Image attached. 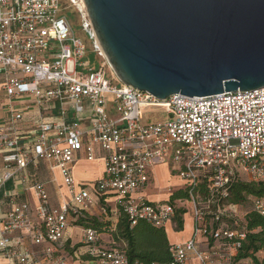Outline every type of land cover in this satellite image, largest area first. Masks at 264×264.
Segmentation results:
<instances>
[{
    "label": "built area",
    "instance_id": "2783aa9c",
    "mask_svg": "<svg viewBox=\"0 0 264 264\" xmlns=\"http://www.w3.org/2000/svg\"><path fill=\"white\" fill-rule=\"evenodd\" d=\"M63 5V0H0V92L11 101L31 99L8 104L0 129V189L18 172L26 180L25 169L45 162L60 172L67 196L54 205L47 182L34 181L33 209L28 200H18L16 190L9 191L10 208L0 205L1 255L19 264H70L67 230L81 210L91 213L99 204L104 215L106 207L115 218L122 209L133 223L144 219L166 227L178 208L187 210L178 203L191 200L192 236L170 246L169 262L154 264H188L192 256L201 264H233L246 233L229 224H238L239 204L220 202L229 197L239 171L264 183V86L158 99L107 72L106 63L90 64L87 42L74 32ZM155 109L167 117L146 115ZM25 111L35 118L22 133ZM82 158L103 160L104 173L92 187L74 177V164ZM159 163H169L185 187L199 185L206 175L207 195L191 189L188 199L152 201L145 190ZM250 198L252 209L264 216V198ZM17 232L40 248L24 245ZM101 234L84 228L82 242L90 256L102 264H142L129 260L124 245L113 240L106 245ZM212 239L233 248L226 260L209 246ZM202 242L208 247L201 249Z\"/></svg>",
    "mask_w": 264,
    "mask_h": 264
},
{
    "label": "water",
    "instance_id": "95a60500",
    "mask_svg": "<svg viewBox=\"0 0 264 264\" xmlns=\"http://www.w3.org/2000/svg\"><path fill=\"white\" fill-rule=\"evenodd\" d=\"M122 82L167 99L264 86V0H84Z\"/></svg>",
    "mask_w": 264,
    "mask_h": 264
},
{
    "label": "trees",
    "instance_id": "16d2710c",
    "mask_svg": "<svg viewBox=\"0 0 264 264\" xmlns=\"http://www.w3.org/2000/svg\"><path fill=\"white\" fill-rule=\"evenodd\" d=\"M208 178L203 175V181L194 187L177 188L172 191L168 201L173 203L177 199H188L191 197L189 190L194 193L207 195L206 183ZM230 195L226 198L229 204H242L250 196L264 198V183L253 181H244L236 179L232 183ZM108 214L104 217L94 215L86 210H81L73 221L74 225L84 228L97 229L100 233H108L111 239L125 247L126 255L131 262L139 261L142 264L166 263L172 259L170 252V240L168 239L166 227H156L146 220H137L133 223L132 218L122 209H118L117 218L114 217V211L106 207ZM186 209L178 208L174 217L176 229L184 228V214ZM246 226L245 238H240L241 245L236 249V255L233 258V264L238 261L251 260L253 264H264V216L254 209H250L245 215ZM69 241L66 250L69 253L78 250L83 243H78L73 247ZM263 253V256H260ZM83 257L94 258L87 252Z\"/></svg>",
    "mask_w": 264,
    "mask_h": 264
},
{
    "label": "crops",
    "instance_id": "0c3cea01",
    "mask_svg": "<svg viewBox=\"0 0 264 264\" xmlns=\"http://www.w3.org/2000/svg\"><path fill=\"white\" fill-rule=\"evenodd\" d=\"M1 78V76H0ZM2 79V78H1ZM31 101V99L27 96H20L16 97L11 101V99L6 95L4 91L0 92V129L1 127L6 123V120L8 118L9 114V103H13L14 105H22L26 102ZM34 113L33 111L28 112L25 111L24 117L22 121H20V128L21 132H28L32 128V122H33ZM0 161H1V155H0ZM161 166L162 168L165 169V178H168V181L171 182V184L168 186L167 190L164 192H157V193H150V191L146 188L145 194L152 200V201H166L170 198L171 192H169V189H172V187L184 185V181L180 178L177 177L173 172H171L170 164L169 163H159L153 168V175H152V182L155 181V175L157 172V167ZM25 173L27 175V179L22 181L21 179V172H18L16 175H14L10 180H8L3 187L0 189V205L3 209H8L10 208L9 205V198L6 196L7 193L11 190H16L18 192V200H28L34 209V206L36 205V197H34L32 190L30 189L31 185L34 183V181H44L47 182L49 194L51 196V201L54 205H58L62 201L67 198L66 196V187L64 182L62 181V177L60 175V172L58 170H52L50 166L47 165V163L42 162L39 167L35 166H30L29 168L25 169ZM104 173V164L103 160L101 159H95L94 161H88L86 159H79L74 164V177L78 182L84 183V185L88 187H92L95 184L96 179L101 177ZM58 177V180L56 179ZM151 182V183H152ZM54 193V194H52ZM91 213L94 215H99L101 217H104L105 215L102 213V210H100V205L96 204L91 210ZM188 211V209H187ZM248 212V211H247ZM245 213V215L247 214ZM188 214H184V223H185V217ZM193 215V212H192ZM245 215H244V225L246 224L245 222ZM190 218V225L191 227L189 228V231L186 235L184 236H179L177 234L176 230V224L173 221L168 223V227L166 226V230L169 228V233L173 238H170V235L168 234L167 230V235L168 239L170 240L171 244H174L176 242H184L189 240V238L192 236V226H193V217ZM188 225V224H187ZM184 227H186V223L184 224ZM83 232H84V227H80L77 225L72 224L69 226L67 230V239L68 242H72L70 246H74L78 243L82 242L83 238ZM14 236H20L21 237V242L29 247L30 249H35V248H40L36 243H33L32 239L30 236L26 234H21L19 232L15 233ZM101 238L104 241L106 245L111 244V236L108 233H102ZM83 245L80 247L78 250H75L74 252L67 251V258H69L70 264H102L100 259L96 258H86L83 257V254L86 252V245L84 242H82ZM209 246L211 248H217L220 251V259L226 260V256L233 252V248L229 249V246H227V243L225 241L220 240V241H215L211 240L209 242ZM208 247L207 242L201 243L200 248L205 249ZM0 264H19L16 261H10L6 258H3V256L0 253ZM188 264H201L200 261L195 257L192 256L190 258V261ZM237 264H253L251 260H242L238 261Z\"/></svg>",
    "mask_w": 264,
    "mask_h": 264
},
{
    "label": "rangeland",
    "instance_id": "374dc122",
    "mask_svg": "<svg viewBox=\"0 0 264 264\" xmlns=\"http://www.w3.org/2000/svg\"><path fill=\"white\" fill-rule=\"evenodd\" d=\"M64 5L69 6V8L74 11V17L70 18V16L67 14L70 23L73 26V30L77 35H80L84 41L87 42V46H88V54L87 57L90 61V64H95V65H99V62L102 63H106L105 64V70L107 72H114L115 76H117L116 71H114L113 66L111 65L108 56H105L101 43L100 41H98L97 36L95 34V30L94 27L92 26L91 23V18L89 17L88 11L86 9V5L84 3V0H63ZM81 28H86L89 31V37L86 39L85 37L82 36L81 34ZM147 116L155 119V118H165L167 117V113L162 110V109H155V111H149L146 113ZM165 169L162 168L161 166L157 167V172L155 175V181L154 182H150V184L148 185L149 187L147 188L150 193L152 194L157 193V192H165L168 188V186L171 184V182L168 181V178H165ZM239 178L241 180L244 181H249V176H246L245 173H243L242 171H239ZM58 180V177L56 178ZM153 180V179H152ZM185 185H180V186H176V187H172V191L177 189V188H184ZM171 191V192H172ZM54 194V193H52ZM253 197V196H252ZM221 204L223 205H227L228 202L226 201V199H223L221 202ZM179 206H183L185 208L188 209L187 211V216L185 217V223H186V227H184L181 230H177V234H179V236H184L188 233L189 228L191 227L190 225V218L189 217H193L192 212H193V206H192V201L188 200V201H183V203H178ZM212 208V210H217V207H215L214 205L210 206ZM252 199H247L246 201H244L242 204H239V212H238V217H237V222L238 224H233V223H229L231 224L234 228L238 229V230H243L244 229V215L247 211H249L250 209H252ZM224 220L226 222H231V220L229 218L224 217ZM188 224V225H187ZM168 227V225H167ZM192 232L194 230V224L192 226ZM168 230V234L169 233V228ZM170 238L172 239L173 236L170 235ZM260 256H263V253H260Z\"/></svg>",
    "mask_w": 264,
    "mask_h": 264
},
{
    "label": "flooded vegetation",
    "instance_id": "af4514ba",
    "mask_svg": "<svg viewBox=\"0 0 264 264\" xmlns=\"http://www.w3.org/2000/svg\"><path fill=\"white\" fill-rule=\"evenodd\" d=\"M63 9H64V11H66L67 12V14L70 16V18H73L74 17V11H72L70 8H69V6H67V5H63ZM81 30V34H82V36L83 37H85L86 39L89 37V32H88V30L86 29V28H81L80 29Z\"/></svg>",
    "mask_w": 264,
    "mask_h": 264
}]
</instances>
